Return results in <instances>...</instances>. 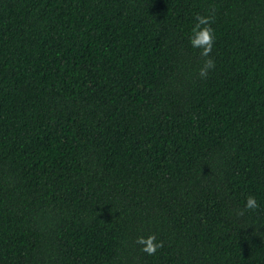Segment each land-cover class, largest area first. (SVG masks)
<instances>
[{
  "label": "trees",
  "instance_id": "trees-1",
  "mask_svg": "<svg viewBox=\"0 0 264 264\" xmlns=\"http://www.w3.org/2000/svg\"><path fill=\"white\" fill-rule=\"evenodd\" d=\"M0 264H264V0H0Z\"/></svg>",
  "mask_w": 264,
  "mask_h": 264
},
{
  "label": "clouds",
  "instance_id": "clouds-1",
  "mask_svg": "<svg viewBox=\"0 0 264 264\" xmlns=\"http://www.w3.org/2000/svg\"><path fill=\"white\" fill-rule=\"evenodd\" d=\"M213 17L209 15L198 14L195 18V24L191 29L190 42L194 48L199 47L201 50V55L206 57L205 65L201 68V74H206L208 68L214 67V60L208 56L212 51V48L216 41L215 30L212 27ZM259 201L254 194H249L246 198L244 207L247 209L258 208ZM145 240L144 236H139L137 242L143 244ZM162 246V242L156 238L155 233L149 234L147 237V243L144 245L143 250L148 253H154L156 250Z\"/></svg>",
  "mask_w": 264,
  "mask_h": 264
}]
</instances>
